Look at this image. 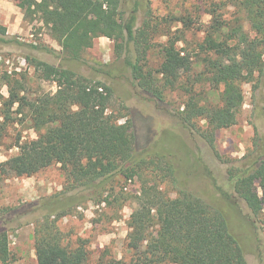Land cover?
<instances>
[{"label": "trees", "instance_id": "1", "mask_svg": "<svg viewBox=\"0 0 264 264\" xmlns=\"http://www.w3.org/2000/svg\"><path fill=\"white\" fill-rule=\"evenodd\" d=\"M19 2L24 16L37 17L46 25L70 60H79L95 38L106 37L118 42L120 48L125 44L129 49L125 63L136 93L150 94L155 101L162 102L160 91L140 63L146 52L139 44L143 32L133 30V18L121 21L117 0ZM227 9L232 10V19L228 21L221 14V10ZM206 10L211 19L201 31L203 40L197 45V52L205 55L212 85L222 88V104L200 106L189 100L179 119L184 128L196 132L212 148L215 133L236 124L244 98L241 85L251 82L256 74L264 75V0H211ZM179 20L184 28L192 25L191 19ZM243 23L248 25L252 37ZM0 35H5L4 27H0ZM178 41H183L182 34L174 40L170 37L162 49L159 73L167 82L176 81L194 66L189 53L176 48ZM25 60L38 79L55 83L56 91L28 100L21 95L26 90L23 85L6 82L8 97L4 105H17L20 113L27 114L37 136L17 143L18 154L0 163V172L30 177L59 164L64 182L61 191L40 202L0 211V264H12L7 226L27 216L34 217L18 222L16 227L33 224L31 240L36 264H87L86 243H64L57 221L75 213L88 201L107 202L104 195L113 191L116 178L130 181L146 159L137 156L131 121L120 123L126 115L111 111L113 93L109 86L35 57ZM195 121H203L205 130L198 131ZM260 139L256 132L254 143ZM229 164L225 174L227 189L213 177L212 183L243 224L255 228L252 218L264 208V142L261 152L250 163L240 160ZM164 166L165 175L177 183L173 167L167 163ZM139 191L137 205L127 221L125 243L132 253L130 260L104 255L94 264H247L241 242L232 233L228 216L218 206L181 187L176 188L174 198L146 184Z\"/></svg>", "mask_w": 264, "mask_h": 264}, {"label": "rangeland", "instance_id": "2", "mask_svg": "<svg viewBox=\"0 0 264 264\" xmlns=\"http://www.w3.org/2000/svg\"><path fill=\"white\" fill-rule=\"evenodd\" d=\"M210 1L117 0L121 21L133 18V30L143 32V37L138 40L146 52L140 63L144 73L149 75L152 84L161 93L163 100L159 103L150 94L136 93L125 63L129 56L125 44L120 48L118 42L106 37L95 38L79 60H70L52 39L46 25L37 17L24 16V7L19 0H0V27L5 28V35H0L3 39L0 41V163L18 154L17 143L37 136L27 114L20 113L17 105H4L8 97L6 82L14 84L17 81L23 85L26 90L21 95L28 100L43 92L53 94L56 91L55 83L38 79L33 68L27 64V57L72 70L109 86L113 93L111 111L116 115H126L119 120L120 123L126 119L131 121L137 156L146 159L130 181L116 178L113 191L104 195L107 202L101 199L88 201L80 205L75 213L57 221V227L65 238L64 243L70 246H74L77 240L86 243L89 254L87 264H94L104 255L125 262L130 260L132 253L125 243L127 221L137 205L139 189L144 184L157 187L171 198L175 197L176 188L181 187L208 204L218 206L228 216L231 231L241 242L247 264H264V208L252 218L255 228L245 226L217 192L211 178L217 179V183L227 189L225 174L230 161L242 160L247 164L261 152L264 142V75L260 77L256 74L251 82L241 85L244 98L236 124L217 131L212 148L196 132L184 128L179 119L180 114H185L189 100L200 106L222 104V88L212 85L205 66V55L197 52V45L203 40L201 31L210 23L211 16L206 10ZM231 12V9L221 10L223 19H232ZM180 17L191 19V27L184 28ZM243 26L252 37L248 25L243 23ZM180 34L183 41L175 42L176 48L189 53L194 66L176 81L167 82L159 73L162 49L170 37L174 40ZM195 127L202 131L206 125L203 121H195ZM256 132L261 139L254 143ZM166 163L173 167L177 183L165 175ZM63 182L59 164H52L30 177L0 172V211L40 202L61 191ZM33 217L18 219L7 226L12 264H36L31 240L33 224L23 223L16 227L18 222L31 221Z\"/></svg>", "mask_w": 264, "mask_h": 264}]
</instances>
